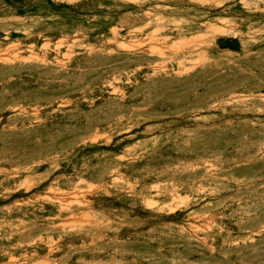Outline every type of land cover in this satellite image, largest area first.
<instances>
[{
  "label": "rangeland",
  "instance_id": "374dc122",
  "mask_svg": "<svg viewBox=\"0 0 264 264\" xmlns=\"http://www.w3.org/2000/svg\"><path fill=\"white\" fill-rule=\"evenodd\" d=\"M0 264H264V0H0Z\"/></svg>",
  "mask_w": 264,
  "mask_h": 264
},
{
  "label": "water",
  "instance_id": "95a60500",
  "mask_svg": "<svg viewBox=\"0 0 264 264\" xmlns=\"http://www.w3.org/2000/svg\"><path fill=\"white\" fill-rule=\"evenodd\" d=\"M221 45L222 46H227L228 45V41H226V40L221 41Z\"/></svg>",
  "mask_w": 264,
  "mask_h": 264
}]
</instances>
